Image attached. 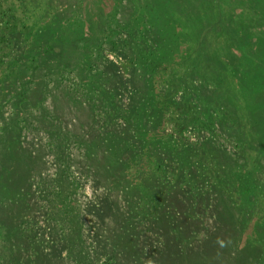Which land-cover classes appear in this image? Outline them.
Listing matches in <instances>:
<instances>
[{
    "label": "rangeland",
    "instance_id": "obj_1",
    "mask_svg": "<svg viewBox=\"0 0 264 264\" xmlns=\"http://www.w3.org/2000/svg\"><path fill=\"white\" fill-rule=\"evenodd\" d=\"M21 1L0 0V264H260L264 0ZM20 4L38 7L42 21L27 22ZM80 6L103 25L84 63L90 73L19 72L28 40L22 21L30 33L44 27L46 38L56 25L72 28L67 13ZM159 44H169L167 55ZM153 55L164 56L156 73ZM154 78L160 96L178 103L176 118H195L186 129L171 121L160 130L177 140V159L200 152L209 174L158 149L165 180L142 182L150 200L161 196L156 213L111 152L114 130L128 127L119 111L133 119ZM82 80L92 81L90 90ZM37 81L47 92L28 95ZM206 119L214 127L197 124ZM243 230L256 254L235 250Z\"/></svg>",
    "mask_w": 264,
    "mask_h": 264
},
{
    "label": "trees",
    "instance_id": "obj_2",
    "mask_svg": "<svg viewBox=\"0 0 264 264\" xmlns=\"http://www.w3.org/2000/svg\"><path fill=\"white\" fill-rule=\"evenodd\" d=\"M79 2L85 4L86 0H79ZM22 4L19 5L20 8L23 7ZM20 10L26 18V21L28 22V20L32 18L34 24H37V22H41L44 16H42V11H40L39 8L35 5L25 6ZM89 12H91V17ZM39 15H41V17H39ZM95 15L96 14H94L93 11L89 9L86 10V14L81 12L80 6L78 12L75 11V13L71 14L70 12L67 13V17L71 18L72 28L63 30L59 25H56L55 29L51 32V36L46 38L43 37L45 32L44 27L41 28L38 32L34 31V33H30L29 31H27L29 26H26L22 21L21 30L23 33H26L28 35L27 47L32 49H28L26 47V50L22 55V59L19 60L17 64V70L21 73H24L23 69L26 71H35L37 72L36 75H40L42 78L48 76V73L50 72L53 74H57L63 69L66 70V68H68L69 70L73 68L76 74H89L91 66H87L84 68V63H88L91 61V56L89 53L92 50L90 49L89 45L93 44V39H95V36L97 35L96 32H100L103 29V25L100 23V21L94 19ZM89 28L90 30L94 29L95 31L91 32ZM168 46L169 44H167L165 49V45L163 47V44H159L157 48L160 52L163 51V53L165 54ZM163 63L164 56L161 55L160 57H157V55H153L148 62L149 66L155 69L154 73L158 72L161 69ZM83 68L86 69V71H83ZM80 79H82V76L80 77ZM172 80L173 76L169 79V81L171 82ZM81 83L82 85L87 87L86 89L90 90L92 81L82 80ZM33 84L34 85L30 88V91L28 89V95L30 94L31 96L35 95L36 97H40L44 94V92H47L45 91V83L37 81V83L34 82ZM161 86L162 80L154 78L150 90L146 92L144 102L139 104L137 109L135 110L133 119L130 118V115L127 114V111L120 112L119 109L117 110V108H115L112 112V115L116 116L119 111L121 120H123L128 126L114 130L112 136L113 141H111L113 143L111 151L112 155L117 157L119 163H122V166L127 174L136 178L142 191L145 193L148 192L147 200L152 203L151 206L153 207V213L157 212L156 207L159 205L157 202L158 199L161 198V196H159V192H155L154 201L150 200L149 194H151V189L147 187L145 188L142 182H149L151 177L159 178L161 176V172L162 174H164V171H162L161 167L163 166L166 158L163 157L162 153H160L158 149L167 150L166 155H169L171 161H175L176 159V162L178 161L182 166H185L189 169L193 168L195 172L201 170V172L204 173L206 177L209 176V174L205 171L204 167L201 164L202 162L200 160V152L199 154H194L192 158L189 156L188 158H185L183 155H181L182 157L180 159H177L179 155L176 145L177 140H171L169 135H163L164 131L160 130L162 126L171 121H173L174 127L176 129L179 126H181L179 128L186 129L189 126V122L195 119L192 111L184 114L186 115L185 121L176 118L174 109L176 108V105L178 103H173L169 96H160ZM183 108L180 109L179 112L184 111ZM130 119L132 121L131 123ZM153 121L155 122V125L152 127ZM197 124L204 126V128H209L214 127L215 122L206 119L205 121H198ZM197 124L194 126H197ZM153 141L154 143H152ZM99 142L101 143V141ZM140 142L145 145L149 144L151 148L149 149L150 146H148V148L146 146L143 149L140 148L139 152H137L138 145L139 147H141ZM102 143H105V140L102 141ZM196 174L202 180H205L206 177L204 175L200 173ZM191 175L194 176V173H192ZM161 177L162 178L159 179H161L160 181L163 182L165 180V176ZM168 188L169 186L167 187V189ZM162 205L166 210L169 209L167 203H162ZM145 206L150 208V206H148L147 204H145ZM245 217L246 216L241 217V222H243ZM244 231L245 230L240 233L239 237L238 233L236 234L237 240L235 244V250H246L248 252L250 251L251 254H256V247L258 246L245 243L244 240H251V237L249 234L245 235ZM203 233L207 236L205 231ZM193 239L194 238L189 239L187 237V241H185V244H190ZM238 243L240 245H238ZM260 243L264 242L262 241ZM182 248V252H184L183 254L188 252L187 246H183ZM81 250L82 253H86L87 255H84V258H87L89 254V260L91 258L90 253H88L83 248H81ZM259 262L260 264H264V251L260 256H258L257 263Z\"/></svg>",
    "mask_w": 264,
    "mask_h": 264
}]
</instances>
